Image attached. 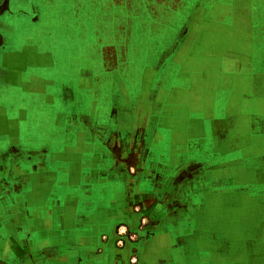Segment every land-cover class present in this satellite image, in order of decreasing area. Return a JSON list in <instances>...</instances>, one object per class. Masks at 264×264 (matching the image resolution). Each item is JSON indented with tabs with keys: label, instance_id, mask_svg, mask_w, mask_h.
Returning a JSON list of instances; mask_svg holds the SVG:
<instances>
[{
	"label": "rangeland",
	"instance_id": "rangeland-1",
	"mask_svg": "<svg viewBox=\"0 0 264 264\" xmlns=\"http://www.w3.org/2000/svg\"><path fill=\"white\" fill-rule=\"evenodd\" d=\"M26 1L37 4L33 6L39 11L41 7L50 9V24L32 30L38 47L32 51L26 48L30 29L18 28L14 17L7 18L6 24L4 19L0 22V34L3 41L7 39L2 52L13 48L15 41L22 45L15 52L7 51L15 55H3L0 61V111L11 119L17 113H11L10 106L28 109L32 119L28 126L35 129L34 134L40 133L37 129L41 126H51L47 134L60 139L58 144L43 142L42 135L24 139L28 144L25 152H15L13 158L16 169L35 170L37 164L44 170L47 166L57 168L54 155L60 154L66 161L65 170L75 173L60 175L56 184L44 190L51 200L62 193L68 198L65 203L81 202L79 217L93 213L109 182V172L122 170L127 175L124 188L118 191L129 193L132 208L138 206L137 196L167 195L172 187L188 188L177 195V203L188 200L199 213L209 215V225L201 230L209 244L235 236L264 235V193L258 194L264 190V170L255 174L252 182L249 179L252 167L264 168V111L254 119L245 113L252 109L247 92L252 55L230 45L246 43L251 21L257 47L264 45V0H48L42 6L41 0ZM25 2L20 4L30 13ZM235 15L238 19L233 20ZM47 60L51 68L46 66ZM260 65L264 67V62ZM242 73L238 96L245 98L233 100L231 87L237 78L233 75ZM258 104L264 107V100ZM251 120L252 131L236 129ZM171 135L177 142L172 144L175 148L169 146ZM239 137L245 139L234 148L233 140ZM224 145L226 149L221 151ZM184 146L188 153L180 152ZM0 149L7 163L0 165V171H12L8 168L13 164L8 161L10 148ZM31 155L43 160H28ZM186 157L192 162H174ZM48 176L38 179L53 183L52 174ZM42 193L37 191L35 197L41 198ZM13 195L16 197L12 193L7 198ZM134 209L123 213H139ZM120 213L109 217L116 220ZM158 213L166 211L156 209L148 215ZM41 215L44 219L54 217L35 211V225L41 224ZM9 216L11 225L0 226V248L11 238L24 248L22 226L15 225L24 219V212L0 211V223H7ZM219 218L231 224L238 220L242 225L237 229L218 227ZM134 220L133 228L116 220L112 233L101 236L96 254L102 256L114 247L126 253L129 264H137L136 244L147 222L145 218ZM46 253L49 262L24 259L19 264H59L63 255L48 248ZM259 258L252 262H261ZM73 259L67 262L73 264Z\"/></svg>",
	"mask_w": 264,
	"mask_h": 264
},
{
	"label": "crops",
	"instance_id": "crops-1",
	"mask_svg": "<svg viewBox=\"0 0 264 264\" xmlns=\"http://www.w3.org/2000/svg\"><path fill=\"white\" fill-rule=\"evenodd\" d=\"M45 1L48 2V0H41V6ZM21 2L23 3L25 0H6V4L3 5L5 1L0 0V14L2 16L0 17V22L4 19L3 22L6 24V22H8V20H6L7 18H16L18 28L30 29L28 30L29 41L26 42V48L32 51H38L32 30L37 28L39 24L40 26L47 28V25L50 24V13L48 12L51 10H42L41 7L39 11L33 6H37V4L26 1V9L28 8L30 10L29 13L28 10L22 8L24 4H20ZM51 2L53 3V1ZM3 7L6 8L5 11L2 12ZM235 9L237 10L236 6ZM25 18H28V20L26 21ZM236 19H238V15H235V19L233 18V20ZM252 25H254V22L251 21V24H248L249 33H247L248 35L245 34L246 43H233L230 45L235 51L248 50L249 56L252 55L250 61L251 66L248 72L250 87L249 91H247L248 93L250 92L252 109L245 113H248L251 115V118L254 119V116H257L264 111V107H261L258 104L260 100H264V70H262L264 67H261L260 65L261 61L264 62V45L258 44L257 47L254 34L255 27ZM233 37H235V35H232V38ZM5 40L7 42V39H4L3 41L2 34H0V61L4 60V56L15 55V53H8L7 51L15 52L22 47L21 44L19 45L15 41L13 48L4 49L2 52L1 45H4ZM45 59L47 58L45 57ZM260 59L262 60L260 61ZM48 60L46 61V66L51 68L53 65H50ZM252 62H255L254 65H252ZM244 72L246 71L244 70ZM243 75V73L240 75H233L234 77L237 76V78H235L234 86L232 85L231 87V89H233V92L231 91L233 93V100L239 98V100H242L245 98V96L242 98V94L238 96L239 89L243 82V79L241 80ZM10 109L11 113H17L11 117V119L7 117V113L2 116V112L0 111V125H3L0 127V132H9L8 134H0V148H10L8 158V161L10 159V164L14 162L13 158L16 156L15 152H17V155L20 152H25L26 149L24 146L28 144L25 143L26 140L24 139H31V137L39 138V136L42 135L43 138H45L43 142L52 140V144H58L57 140L60 138H57L55 135L51 137L47 134V131H49L51 126H46L44 128L41 126V128H38L37 130L40 131L38 135L33 133V130L35 129L28 126L29 120L30 122L32 121V119L28 118V109H15L13 106H10ZM220 121L221 120L219 119L216 122ZM250 122L249 125L238 126L236 129H242L243 131L248 129L252 131L255 127L253 120ZM212 123H214V120ZM215 127L216 129H220V126ZM53 129L55 130V128ZM184 129L186 141L187 136H189L188 124H186ZM58 130H60V128ZM21 132H24V135ZM172 138L173 136L171 135L169 146L170 148H175V145L172 146L174 143V139L172 140ZM77 139H80L79 135L77 136ZM243 139L245 138L239 137L236 140H233V142L235 141L234 148H236ZM250 141V143H252L253 139H250ZM255 141L259 142L260 140L255 139ZM187 143L188 141L185 142V145H187ZM174 144H177V142ZM185 147L187 146H184V149L181 148L180 152L188 153V149H185ZM224 149H226L225 145L221 148V151H224ZM2 153L3 152H1L0 149V165L5 166L7 164L5 163L6 158L2 160ZM54 157V162L57 164V168L54 167V170L49 166L45 167L46 169L44 170V167L37 164L35 170L25 171L21 168L16 169V163H13L10 167L7 166L12 169V171H0V211L6 212L16 210L21 213L24 212V219L22 217L21 222L15 225L16 227L18 225L22 226L21 236H23L25 240V249L19 245L17 246L16 243H14L16 241L12 238L11 240H6L4 246L0 248V264H2L3 261L5 264H19L24 259H26V261H31L30 259H40L42 263L49 262L50 259L47 258L48 254L46 253L47 248L50 250L56 249L59 253L63 252L62 259L64 260L58 258L59 264H69L67 262L69 258H74L73 264H129L126 253H123L114 247L106 249L102 256H98L96 250L101 246V236L110 233L113 226L117 223L116 220H121L123 223H129L128 227L133 228V221L137 218H145L147 222V226L141 230L139 241L136 244V258L139 261L137 264H264V235L256 236V238H247L244 236L237 238L235 236L233 239L217 240L212 244H209L210 242L206 241V237L201 233L202 227L209 225V215H205L202 212L199 213V209L195 208L193 202H189L188 200H182V202L177 203V200L179 199L177 198V195L184 194L188 191V188H179L178 190L172 187L167 195H164V193H154L151 195L137 196L136 199L139 200L137 204L138 206L134 207L135 209L132 208L131 202L133 200H127V198H129V193L126 192L125 189H122L121 192L118 191L119 187L122 186V188H124L123 180L127 175V173L122 170H112V172H109V182L103 187L96 203V207L92 210L93 213L85 218L81 215L79 217L77 210H79L80 206L78 205L79 203L81 204V202L76 203L74 201L77 207L73 202L67 201V203H63L64 197L62 199V196L60 195L62 193H58L56 198L51 200L49 199V192L44 190L49 184L50 186L56 184L55 179H59L60 175H66L68 173L69 176L72 172L75 173V171L70 168H68L69 171L65 170L64 167L66 166V161L60 154H55ZM29 159L43 160L41 157L32 155L28 160ZM174 162L179 164L182 162L183 164H186V162H192V160L186 157L174 160ZM79 168L80 166L78 169ZM50 170L52 172H50ZM263 170L264 168L256 170L252 167L250 169V182L255 178V174H258V172H262ZM49 173L52 174V178L54 177L53 183L52 181H49L51 183H47L48 179L42 181L38 179L40 175L42 177L48 176ZM236 176L238 177V172H236ZM34 178H36V180H34ZM256 178H259V176H256ZM18 179L25 183H18ZM57 184L60 183L58 182ZM62 184H60V186H62ZM57 187L59 186L57 185ZM37 191L44 192L42 193L43 195L41 198L35 197ZM12 193H15L16 197L13 195L10 199L7 198V196ZM262 193H264V190L259 191L258 194ZM1 196H4L3 200L1 199ZM18 202L21 204L19 207L16 206ZM70 206H72L73 209L68 208ZM239 207L243 210L242 204L239 205ZM161 208L163 211H166V214L161 215L162 213H158L155 216L151 214L148 215L150 211ZM131 209H134V211L139 210V213L135 215L123 213L132 211ZM257 210L261 209L257 208ZM35 211H45L47 214L52 213V217H54L51 219V216L48 215L50 217L44 219L41 215V224L35 225L33 223ZM116 211L121 212L118 219H110L109 216ZM147 218H149V222ZM129 220L132 221L130 222ZM0 221H2L1 217ZM11 221L12 218L9 216L8 222L0 223V226L7 227L11 225ZM218 221L219 222L216 224L218 227L228 226L230 228L233 226V228L237 229L238 226L242 225L238 223V220H234L233 224L229 222L224 223L220 218ZM104 224H106V226H104ZM256 225L259 227L260 224ZM104 227L106 230L105 233H103ZM19 228L21 227L19 226ZM36 235L38 236L37 238L34 237ZM8 253L10 256H8ZM260 256L262 257L261 262H252L254 260L253 258L258 259ZM261 257L259 258L260 260Z\"/></svg>",
	"mask_w": 264,
	"mask_h": 264
},
{
	"label": "flooded vegetation",
	"instance_id": "flooded-vegetation-1",
	"mask_svg": "<svg viewBox=\"0 0 264 264\" xmlns=\"http://www.w3.org/2000/svg\"><path fill=\"white\" fill-rule=\"evenodd\" d=\"M62 196V199H63V197H64V195H61ZM64 199H65V197H64ZM63 199V201H64V203H65V200Z\"/></svg>",
	"mask_w": 264,
	"mask_h": 264
}]
</instances>
